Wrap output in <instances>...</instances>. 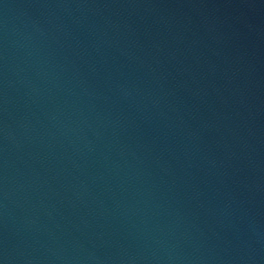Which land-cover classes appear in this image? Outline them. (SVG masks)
<instances>
[{"label":"water","instance_id":"1","mask_svg":"<svg viewBox=\"0 0 264 264\" xmlns=\"http://www.w3.org/2000/svg\"><path fill=\"white\" fill-rule=\"evenodd\" d=\"M0 264H264V0H0Z\"/></svg>","mask_w":264,"mask_h":264}]
</instances>
